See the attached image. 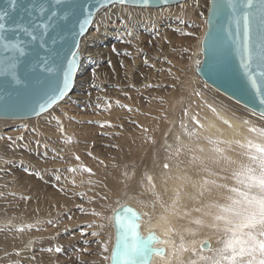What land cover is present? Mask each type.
<instances>
[{"label": "bare ground", "instance_id": "6f19581e", "mask_svg": "<svg viewBox=\"0 0 264 264\" xmlns=\"http://www.w3.org/2000/svg\"><path fill=\"white\" fill-rule=\"evenodd\" d=\"M210 3L186 0L156 9L116 3L102 9L80 40L81 67L73 90L41 116L0 118V264H56L59 255L69 251L72 217L69 223L53 218L55 200L51 195H42L44 187L38 188L42 182L28 172L52 178L46 185H54L63 174L68 175V181L82 179L93 188L92 196L110 204L103 215L107 226L103 233L107 237L102 238L106 240L105 264L110 263L114 243L113 211L123 203L141 211L144 233L155 230L160 236L158 245L166 252L156 254V264H264V241L259 237V224L264 223V129L257 125L264 116L210 86L197 72ZM187 4L195 7L180 13L183 20L170 12ZM200 7L205 14L198 26L201 31L192 41L200 53L193 59L195 75L189 77L193 85L189 75L182 79V69L175 93L169 94L171 82L161 71L155 76L148 98L133 106L134 112L124 111L122 102V112H110L105 118L72 116L71 104L87 101L92 89L101 87L94 78L96 72L126 64L118 49L129 46L133 41L128 42L124 35L137 30L135 25L125 27L130 25L128 21L122 25L126 29L119 30L117 23H110L111 18L121 15L128 19L139 13L147 18L157 14L147 10H159L158 18L169 14L172 17L168 15L165 24L176 28L185 25L186 18L194 22ZM94 47L103 49L102 56H95ZM186 79L190 80L186 89L192 87L191 94L180 96L177 92L185 88ZM194 82L221 98L196 87ZM182 105L184 112H180ZM235 106L247 114L236 112ZM103 130L115 131L119 137L104 138L109 142L107 147H118L115 157L105 161L91 150L95 136H103ZM101 224L99 220L92 225L95 232L87 240L101 239L96 237ZM204 242L210 246L204 248ZM214 249L217 256L210 255Z\"/></svg>", "mask_w": 264, "mask_h": 264}, {"label": "water", "instance_id": "95a60500", "mask_svg": "<svg viewBox=\"0 0 264 264\" xmlns=\"http://www.w3.org/2000/svg\"><path fill=\"white\" fill-rule=\"evenodd\" d=\"M186 0H0V118H31L61 102L81 67L80 40L102 9L158 8ZM197 72L210 86L264 116V0H211ZM130 203L113 211L109 264H156L155 230L142 231ZM209 242L203 247L208 248Z\"/></svg>", "mask_w": 264, "mask_h": 264}, {"label": "rangeland", "instance_id": "374dc122", "mask_svg": "<svg viewBox=\"0 0 264 264\" xmlns=\"http://www.w3.org/2000/svg\"><path fill=\"white\" fill-rule=\"evenodd\" d=\"M176 5H178V4H176ZM171 6H175V5H171ZM130 7H134V6H130ZM192 7H195V5L194 4H187V5L179 6L177 8H171L172 10L170 12H175L179 16L178 18L180 19L181 17L182 18L184 17V15H180V13L181 12L187 13L188 9H190ZM141 8H143V7H141ZM151 9H156V8H151ZM147 11H154L157 14L147 15L146 16L147 18L150 17L148 19L141 16V13L135 15L137 17H131V18H135V19H131V18L125 19V17H123L121 15L115 18L117 21L114 18H113L114 20L111 18L112 21H110V23L111 24L117 23L116 25H117V28L119 30H120V28H121V30L126 29L122 26L123 23L126 21H128L130 25L125 26V27L131 28L132 25H135L134 26V28L136 27L135 31L137 30L136 31L137 33L136 32L132 33L130 31H128L127 34L124 35V38L128 42L133 41L132 43H128V44H130L129 46H127L126 48H124V47H122L120 49L117 48L118 50H120L119 51V57L122 58V60H124L126 62V64L125 65L118 64L114 68L101 69V70H99L98 73L96 72L94 74V78H95V80H97L101 84V87L93 88L87 101H74L70 107L71 108L70 111H71L72 116L76 115V116L84 117V118H93L96 116L97 117L103 116V118H105L106 116L111 115V113L116 114L117 112L118 113L122 112L121 108H119V103H122V102L125 104V107L123 108V110L124 111L128 110L129 112H131L132 109H134L133 108L134 105H136V104L140 103L142 100H146L148 98V93L150 92V89L153 86H155L154 80H155V76L157 75L158 72L162 73L164 71V74H165L164 76L166 77L167 81L171 82L170 83L171 88H169L167 90V93L170 92L171 94L175 93L174 85L179 81L178 77L181 76L182 69H184L182 79H185L186 75H189L188 78L193 76V74L195 75L196 70L194 69V60L193 59L195 57H197L200 53L198 52L199 49L195 47L196 45L194 46L192 41L195 38V35L196 34L198 35V32L201 31V29H199L198 26H201V24H202L204 14H205V10L202 13V8L200 7V13L199 12L196 13V15L197 16L199 15L200 18L195 15V18H194L195 21L194 22L191 19L186 18L187 23L185 25H180L182 28L179 26H177L176 28L168 26V25L166 26L165 22L169 21V17H168L169 14L159 15V18H160L159 19L158 18V11L159 10H147ZM142 17H143V19L141 20ZM170 17H172V16H170ZM151 18H152V20H151ZM182 18H181V20L184 19V18L183 19ZM149 19H150V22H149ZM144 21L145 22L147 21L146 24ZM120 22H122V23H120ZM141 24H144V25H141ZM192 25L195 27H193ZM136 36H138V38ZM135 38H137V39H135ZM90 43L91 42L89 40V42L86 45L85 51L89 48L88 44H90ZM193 46L195 48H193ZM177 47H179L180 49H177ZM94 48H95V56H97V57H100V55L102 56V54H103L102 50L103 49H100L98 47H94ZM92 53L94 54V52H92ZM96 69L98 70V68H96ZM127 75H132V76L126 80V79H124V77ZM130 79H131V81H130ZM189 79L191 80L192 78H189ZM188 80L186 79L185 88H183L177 92L178 94H180V96H181V94H182V96H183V94L186 96L191 94V88L192 87L191 88L187 87V89H190V91H189L186 89V86L193 85L192 84L193 79L191 80L192 81L191 84H190V80L189 81ZM188 84H190V85H188ZM194 84L196 86L195 82H194ZM197 86L206 92L208 91V93H213L211 90H209L207 87L202 86L201 84H197ZM205 88H206V90H205ZM179 92H181V93H179ZM187 92H188V94H187ZM214 96H215V94H214ZM217 96H215V97H217ZM218 97L221 98V96H218ZM183 104L185 107L186 104L185 103H183ZM180 109H181L180 110V112H181L185 108H183V105H182V107ZM235 109H237V110H235L236 112H239L241 114H247V113H243L242 109L241 110H240V108L238 109V106H235ZM114 112H116V113H114ZM132 112H134V111H132ZM135 112H136V110H135ZM182 112H184V111H182ZM184 115L182 114V116H184ZM36 117H38V116H36ZM261 117H263V116H261ZM31 118H35V117H31ZM31 118H24V119H31ZM1 119H9V118H1ZM87 120H89V119H87ZM256 121H258V120L256 119ZM258 122H257L258 123L257 125L259 126V128L261 127L263 130L264 129V121L259 120ZM103 129H104V124H103ZM105 131L106 130H103V136L102 135H99V136L96 135L95 136L96 138H94L95 142L91 143V146H92L91 150L95 151L96 155L99 158H103L104 161L110 159V157L111 158L115 157V153L118 151L117 146L107 147L108 146L107 144L109 142L106 141V139H104V138H108L107 140H109V139L114 140V138H115V140H117V139L119 140V137L116 138L118 135H116V133H114L115 131H111L112 133H110V132L107 133ZM90 135H94V133L90 132ZM121 147L123 148L124 145L121 144L120 148ZM116 148H117V150H116ZM90 159L92 161L95 160L94 161L95 163L101 162L100 159H93V158H90ZM82 160H84V159L82 158ZM259 162H260V160H259ZM28 173L30 174V176L34 177L35 180L42 182L41 186H39L38 188L44 187L45 189L43 188V191L45 190V192H44V194H42V193L41 194L46 195V196L51 195L52 198L55 200L54 203H56V204L54 206L55 208L53 207L55 209V212L53 214L54 215L53 218H55V216H56L57 218L59 217L58 218L59 220L62 218L63 220L64 219L66 220L65 222L69 223V220H70L69 218L72 217L70 220V222L72 221V223H70L71 224L70 230H68V231H71L70 235H68V236H70V244L67 247L69 249V251L64 253L62 256L59 255V258H58L56 264H105L107 256H106V252H105L106 251V248H105V241L106 240H104V239H106L107 233H105V234H103V233L106 232L107 226H106V224H104V221H105L104 216L106 215L105 212L107 211V209L110 208V204L106 205L104 198H103V200H101V198L95 197V194L93 195L94 196L93 197L92 196V193H94V192H92L93 188L91 189V187L89 185L86 186L85 182L82 179H81V181L75 180V179L73 182L71 180L68 181V179H69L68 175L63 174V176L60 175L55 180L54 185H49V184L46 185L47 180L52 182L53 179L52 178L47 179V176L43 173H40L38 175H36L37 173L36 174L31 173V172H28ZM88 187H90V188H88ZM82 188L85 191H83ZM80 189H81V191H80ZM89 189H91V190H89ZM46 190H47V192H46ZM48 190H49V192H48ZM86 191H88V193H87L88 195L90 194L89 196L86 194ZM106 206H107V208H106ZM97 217L103 225L101 224V231H100L101 234L99 233L100 236H98L99 235L98 234L96 237L98 239L100 237L101 239H99V240H102V241L89 240V238L87 240L86 238L91 236V234H93L95 232V230H94L95 228L93 226H95L96 221L97 222L99 221L97 219ZM101 218H104V219H101ZM50 219H52V217H50ZM94 221H95V223H94ZM259 226L262 227V228L259 227L260 230L262 229V232H259V237H261V240L264 241V232H263L264 223H260ZM103 227H105V228H103ZM102 235H104L105 237ZM97 238H95V239H97ZM102 238H104V239H102ZM62 248H64V247L62 246ZM96 254H97V256H96ZM210 255L217 256L218 255L217 250L214 249Z\"/></svg>", "mask_w": 264, "mask_h": 264}]
</instances>
